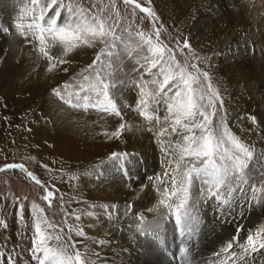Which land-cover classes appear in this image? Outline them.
<instances>
[{"label":"rangeland","instance_id":"obj_1","mask_svg":"<svg viewBox=\"0 0 264 264\" xmlns=\"http://www.w3.org/2000/svg\"><path fill=\"white\" fill-rule=\"evenodd\" d=\"M16 2V0H0V6L2 7L0 8V26L10 29L9 32L0 30V69L2 68L0 70V169H4L6 164L15 163L23 165L25 170L11 169L0 171V227L5 225L14 227L17 229V238H22L24 235L22 233L24 232L22 224L28 221V217L31 216L33 211L39 210L41 215L47 219L53 222H60L59 229H63V232L67 231V236H65L70 237L68 233L69 227L64 224L62 216L68 215L69 210L64 206L60 196L54 192L49 204L48 201L43 199L45 185L36 184L27 175L28 172H31L39 179V174L43 173L45 164H42L32 151L22 144L23 140L20 138V134L25 132L26 124L32 122L34 118L30 116L31 113H29L25 100L30 92L33 93L34 100L39 97H42L41 99H45V97L49 99L51 95L54 96L53 89H65L67 84L72 85L71 88L66 89L67 92L76 91L75 88L83 81V76L89 75V65L93 63L104 45L97 42L93 46L81 45L68 53L67 56H63L62 47L57 46L52 51L67 61L53 71V75L59 76V79L53 81L54 77H50L45 71L43 72L45 76H43L41 71H39L43 66H39L37 70H34L35 74L32 79L23 78L22 73L30 70L27 67L24 68V63H28L31 66L38 65L41 61L43 63L48 62L42 56L43 60L40 59V54L33 46L36 43L34 38L32 39L33 42L29 43L20 35L17 40V35L13 34V26L18 19L11 21L5 14L6 10L15 8L14 5L17 3L18 9L16 10L18 15H20L18 10L25 5L31 8L30 0H18ZM63 2L66 5L62 9L64 13L67 12V6L96 11L100 7L107 5L108 7L103 14L108 15L111 11V0H63ZM137 2L143 7H150L155 13V18H150L145 13L140 12L139 9L134 10L131 5H123L121 0H116L120 9V26L117 28V34L127 37L128 31L133 34L137 31H142L146 37L150 36L153 42H157L154 30L159 28L160 42L173 50L176 60L181 64L186 57L191 59L189 51L183 49V42L187 40L191 45L192 53H195V56L198 57L194 62L197 63L201 71H206L209 74L213 88H216L222 98L223 109L220 111L219 116L214 117V122H218L220 117H223L224 124L233 134L255 145L257 155L264 152V95H260V91L264 88V43L260 39V35L264 34V1L261 4L262 6L259 5L260 8L258 7V11L255 13L247 12L245 20H240L239 18L238 23L241 21L240 25H237L236 14L241 12L242 16L244 15L247 11L245 9L247 0H231L229 6L224 0H219L218 2H215V0H137ZM112 18L113 20L116 19L114 14ZM194 19L202 23V26L204 25V33H197L196 35L192 33L191 21ZM124 29L128 31H124ZM231 40L232 42L229 43ZM220 41L223 42L222 46L219 45ZM137 43L138 40L135 36L128 39L126 43L117 42L116 54L111 58H105L111 64V67L107 69L110 73L109 77H112V70L113 73L117 71L121 62L143 63L142 57L145 52L137 46ZM227 43L229 44L226 45ZM27 50L29 51V53L27 52L28 55L25 52ZM223 63L232 65L234 77L238 81L237 91L239 98L237 99L238 105L235 108L229 106L230 102H228V99L226 101L228 88L222 84V79H224ZM7 64L14 71L5 72L4 74L3 69ZM22 70L23 72H21ZM144 76L151 77L148 74H144ZM18 79H22V81ZM127 79L128 77H126V81ZM120 82L117 81L115 83L121 87L122 84ZM123 84H126V82H123ZM21 85L23 87L19 91L18 87ZM218 86L219 88H217ZM24 89L26 93L22 95L21 92ZM123 101L128 105L120 103L119 106H121L120 109L123 110L125 117H128V121H131L141 133L154 137L153 127L156 125L154 119L148 120L141 116L138 107L133 110L135 106L132 105L133 102L129 103L124 99ZM115 104L117 105V103ZM253 116L257 120L255 124L251 119ZM22 125L24 128H21ZM123 144V137H118L116 145L118 150L122 149ZM113 154L102 158L107 161L111 160ZM163 154L165 155V153ZM147 157L145 162L150 165L149 168L153 166V168H150V172L156 173L157 170H153L154 165H157L156 158ZM165 158L163 157L162 174L167 167L165 166ZM247 171V183L243 184L242 191L238 189L234 196L230 198V203L217 207V201L213 199L209 202L208 200L201 201L199 204V216L202 217L200 225L204 228L202 233L204 240L201 242L204 244L202 250L210 246L209 254L214 253V255L219 256L226 254L228 257L231 251H236V249L240 251L238 247H234L229 253L222 251L236 233L239 232L246 238L249 231L254 233L257 228L264 227V161L250 164ZM44 176L50 177L55 181H53L55 184L64 175L50 172L47 169L44 171ZM47 189L51 191V188L49 189L48 187ZM193 189V195L198 197L200 193L199 184L195 185ZM240 193L244 196H249L250 207L247 212H252L258 218L257 221L250 222L249 214L237 212L240 205L237 204L236 198ZM71 207L74 208V206ZM86 209L87 207L83 208L81 212ZM158 211L168 214V210L163 207H160ZM218 211H223V213L219 215ZM158 215L157 213L153 216ZM211 217H216L213 224L208 223ZM230 223L232 224L230 225ZM160 232L159 246L156 247L154 255L152 254L154 261L160 263L168 262L170 264L199 263L197 260H191L196 247L188 250L186 247L190 244L185 242L184 236L179 234L176 227L173 229L166 226ZM197 237L198 231L191 238L198 241ZM71 241L75 242L72 239ZM101 241L103 239H94L89 244L93 248L90 250L86 249L88 246L84 245V242L79 241V244L76 243V248L81 252L86 249L87 254L84 252L85 258L88 261L95 262V264H101V261H103L100 255L101 250L97 251L93 247L102 248L104 243H100ZM202 250H197L195 254L198 252L203 253ZM261 255L262 258L260 260L264 264V250H261L260 257ZM28 259L31 264H36V261L32 259L31 253Z\"/></svg>","mask_w":264,"mask_h":264},{"label":"snow or ice","instance_id":"obj_2","mask_svg":"<svg viewBox=\"0 0 264 264\" xmlns=\"http://www.w3.org/2000/svg\"><path fill=\"white\" fill-rule=\"evenodd\" d=\"M121 2L123 5H131L134 10L139 9L150 18H155L153 10L143 7L137 0ZM30 4L31 8L25 5L19 9L20 22L14 24V29L29 43L35 39L33 46L47 60L49 72L67 62L52 51L57 46L62 47L63 56H67L81 45L93 46L96 41L104 45L89 65V75L83 76L78 90L69 91L65 95L61 89H53V94L72 108H92L120 115L114 97L110 95V90L118 85L114 81L108 82L110 73L107 69L111 64L105 58L116 54L117 42L123 44L133 36L137 38V46L145 52L141 67L152 77L141 85L138 111L148 120L155 119L161 125L159 136L168 138L164 148L167 167L162 178H157V191L161 197L158 207L167 209L168 214L164 218L173 216L179 234L190 239L200 226V202L214 198L217 207L230 203V198L238 189L242 191L243 184L247 183L249 165L264 161V152L257 155L255 145L233 134L224 124L223 117L214 122V117L219 116L223 109L222 98L213 88L209 74L201 71L194 62L198 57L192 53L187 40L183 42V49L189 51L191 59L186 57L181 64L176 60L173 50L160 42L159 28L154 30L157 42H153L150 36L146 37L142 31L133 34L124 29L128 31L127 37L118 35L120 9L116 0H111V11L108 15L103 14L107 5L96 11L67 6V12L64 13L62 9L66 5L63 0H30ZM113 14L115 20L112 18ZM25 18H28L27 23L23 22ZM0 30L10 31L8 27L2 26ZM148 84L154 86L152 93L146 91ZM71 87V84L65 85V89ZM161 105L166 110L163 120L157 115ZM251 119L254 124L257 123L256 117ZM124 127L121 124L112 136L118 138ZM159 143L163 144L164 141ZM117 155L114 153L113 157L116 158ZM125 155L119 154V158L123 159ZM11 169L25 170L21 164L10 163L0 171ZM27 175L36 184L44 186L33 173L28 172ZM197 184L200 193L198 197H193L192 189ZM53 195L54 192L45 186L43 199L50 204ZM101 207L109 211V206ZM111 208L115 210L116 206ZM131 210L132 206H128L127 211ZM111 216L112 213L109 212V217ZM75 219L79 221L80 215H75ZM137 220L139 223L136 231L141 236L159 239L158 234L152 230L151 222H146L142 214L137 216ZM155 226L162 227L158 222ZM33 227L34 237L30 251L36 264H95L85 258L70 237L63 234V229L57 232V226L42 216L36 217ZM72 231L77 236L85 235L79 227H69L68 233ZM234 247H238L240 251H234ZM261 250H264V227L258 228L254 233L249 231L246 238L238 232L222 249L224 253L230 252V255L226 260H221L220 264H229V261L230 264H255ZM5 264H15V261L9 256L5 258Z\"/></svg>","mask_w":264,"mask_h":264},{"label":"bare ground","instance_id":"obj_3","mask_svg":"<svg viewBox=\"0 0 264 264\" xmlns=\"http://www.w3.org/2000/svg\"><path fill=\"white\" fill-rule=\"evenodd\" d=\"M16 1L18 2V0ZM216 1L218 2L219 0ZM230 1L224 0L228 6ZM263 1L257 0L256 2V0H249L248 2L247 0L245 8L247 11L244 15L242 16L241 12L236 14L237 25L241 23V21L238 23L239 18L240 20H245L247 12L255 13L258 11V7L260 8L259 5ZM17 4L14 5L15 8H9L5 12L11 21L18 19ZM0 8L2 7L0 6ZM27 22L28 18H25L24 23ZM191 24L192 33L195 35L204 31V25L202 26V23L199 21L194 19L191 21ZM13 30V34L17 35L18 38H16L18 40L19 34L15 29ZM260 39L264 43V34L260 35ZM96 42L100 44L99 41ZM231 42L232 40L229 43ZM222 43L220 41L219 45ZM25 52L28 55L27 52L29 53V51ZM39 57L43 60L41 55ZM223 64L224 79H222V84L228 88L226 101L228 99V102H230L229 106L235 108L238 105L237 99L239 98L237 91L238 81L234 77L232 65ZM39 66H43L39 69L43 76H45L43 74L45 71L50 77H54L53 81L59 79V76L53 75V71L50 74L47 70L48 63H43V61L38 65L31 66L28 63H24V68L27 67L30 70H26L25 72L22 70V77L32 79L35 74L34 70H37ZM10 71L12 72L14 69H11V66L7 64L3 72L5 74V72L9 73ZM111 74L112 77L108 76L107 78L109 82L121 81L120 84H122L121 87L118 85L115 89L110 90V95L114 97V103H117V109L121 111L120 115L92 108L87 110L72 108L55 95H51L49 99L47 97L45 99L39 97L34 100L33 93L30 92L29 99L27 98L25 102L28 105L29 113H31L30 116L34 118L32 122L26 124L25 128L23 125L21 126V128L25 129V132L20 134V138L23 140L22 144L26 145L42 164H45V168L43 167L44 171L48 169L50 172L62 173L64 175L55 184V181L50 177L44 176V171L39 174V179L43 182V185L47 186V188L49 187V189L51 188V191L60 196L64 206L69 210L68 215H62L64 224L74 229L77 227L82 228L85 233L81 237L77 236L75 231H72L69 234L70 239L74 240L77 244H79V241L84 242V245L88 246L86 248L88 250L93 249L89 244L94 239H103L104 244L102 248L93 246L97 251L101 250L100 255L103 260L101 264H170L168 262L160 263L153 260L156 247L159 246L158 239L153 236H141L136 231V225L139 223L137 216L141 214L146 218V222H151L152 230L158 236L161 235L160 231L162 228L169 226L174 229L176 227L173 216H168L165 219L164 217L167 213L158 211L162 206L158 207V201L161 197L157 191V185L159 184V179L157 178H162L163 157H166L163 153H165L164 148L168 138L159 136L161 125H158L155 119L154 123L156 125L153 127L154 137L141 133L131 121H128V117H125L123 110L120 109L121 106H119L120 103H123L122 105L127 104L123 101L124 99L129 103L133 102L132 105H135L133 110H135V107L139 105L142 94L141 85L151 80L152 77L144 76L146 73L144 72V68L141 67L140 62L134 63L130 61L121 62L118 65L117 71L113 73L112 70ZM126 77H128L127 81ZM18 80L22 81V79ZM123 82H126V84H123ZM21 87L23 86L18 87L19 91L22 89ZM75 89L78 90L79 86H76ZM61 90L65 92V95L67 94L66 89L62 88ZM2 91L4 90L2 89ZM146 91L152 93L154 86L148 84ZM25 93L24 89L21 94ZM260 95H264V88L260 91ZM165 114L166 110L161 105L157 115L163 120ZM121 124L125 125L120 135L124 139V144L122 149L118 150L116 147L118 138L112 136V133ZM161 140L164 141L163 144L159 143ZM106 153H108V156L112 153L118 155L116 158L113 157L107 161L102 158H106L107 155L103 156ZM119 154L126 155L121 159L119 158ZM147 156L156 158L157 165L153 164V170H157L156 173L150 172V168H153V166L149 168L150 165L145 162L146 158H148ZM165 166L167 165L165 164ZM193 191L194 189H192V196L195 197ZM213 199H209L208 202ZM236 199L237 204L240 205L237 212L249 214L250 222L257 221L258 218L252 212H247L250 207L249 196H244L240 193ZM103 205L109 206V211H105L101 207ZM113 205L116 206L115 210L111 208ZM71 206H74V208ZM128 206H132L131 211H127ZM85 207L87 209L81 212ZM154 208L157 211H148ZM109 212L112 213L111 218L109 217ZM89 213L93 214L89 215ZM157 213L159 214L158 216H153ZM222 213L223 211H218L219 215ZM38 215L55 224L57 226L56 231H60L59 226L61 223L47 219L41 215L39 210L33 211L31 216L28 217V221L22 224L24 231L22 232L24 234L22 238H17L16 228L8 225L0 227V264H5V258L9 256L14 259L15 264H31L28 261V257L31 253L30 246L32 247V239L34 237L33 225ZM75 215H80L81 219L77 221ZM200 219L202 220V217ZM215 220L216 217H211L208 223L213 224ZM157 222L162 227L157 228L155 226ZM203 231L204 228L200 225L197 237L198 241L193 238H183L186 243L190 244L186 247L188 250H192L193 247H196L195 252L202 250L204 247V244L201 243L204 240ZM63 234L67 236V231L63 232ZM86 249L82 250L83 254L84 252L87 254ZM209 249L210 246L208 248L205 247V250H202L203 253L198 252L195 254L194 252L191 260L199 261V263L197 262L198 264H220L221 260L227 259L226 254L220 256L214 255V251L212 252L213 254H209ZM236 251L239 252L237 249ZM260 258H262V255L261 257L259 255L255 264H262Z\"/></svg>","mask_w":264,"mask_h":264}]
</instances>
